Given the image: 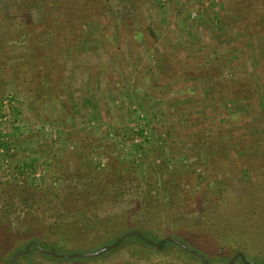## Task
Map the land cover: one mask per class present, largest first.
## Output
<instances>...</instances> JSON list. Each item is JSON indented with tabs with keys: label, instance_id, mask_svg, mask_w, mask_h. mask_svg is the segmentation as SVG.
Masks as SVG:
<instances>
[{
	"label": "rangeland",
	"instance_id": "obj_1",
	"mask_svg": "<svg viewBox=\"0 0 264 264\" xmlns=\"http://www.w3.org/2000/svg\"><path fill=\"white\" fill-rule=\"evenodd\" d=\"M132 1L135 39L133 32L113 27L114 45L104 50L97 22L84 26L79 55L84 53L87 61L92 52L104 55L84 72L87 93L77 92L79 110L66 99L73 97L71 88L63 99L62 85L38 91L11 58L23 56L37 39L50 40L48 31L38 27L45 23L42 11H30L37 27L30 28L33 40L26 47L0 46L7 50L0 51V146L12 150L0 157V213L10 241L38 229L53 243L55 234L69 232L76 223L82 229L78 235L88 237L70 239L71 249L88 252L84 246L92 240L98 244L93 237L102 233L90 221L105 224L111 218L125 219L123 235L140 230L181 241L204 215H216L212 207L219 196L243 195L245 188L264 183V150L253 149L254 142L264 143V0ZM4 3L0 38L4 32L15 35L24 18L17 0ZM138 31H143L142 39ZM159 62L164 74L174 76L152 86L150 81L160 78ZM241 85L247 101L232 96ZM252 101L259 112L246 105ZM177 221L184 226L168 233ZM211 246L210 254H199L211 264H226L213 261ZM166 251L161 258L177 257ZM106 253L99 262L37 256L17 264H157V253L135 240ZM180 262L195 264L184 258Z\"/></svg>",
	"mask_w": 264,
	"mask_h": 264
},
{
	"label": "trees",
	"instance_id": "obj_2",
	"mask_svg": "<svg viewBox=\"0 0 264 264\" xmlns=\"http://www.w3.org/2000/svg\"><path fill=\"white\" fill-rule=\"evenodd\" d=\"M6 1H9L11 4L16 0H0V4ZM17 1L19 8L23 11L24 15L22 21L23 26L20 24L17 26L18 32L16 31L15 35L9 36V34L4 32L2 38H0V46H5V43L9 42L6 47H11L12 45H14V43H17L16 47H18V49V44L20 43L21 46L23 45V47H26V42H29V40H33L30 37V28L32 30H35V27H37L33 26L34 23L30 19V11L31 9H39L40 11H42L45 16V23L43 22L42 26L38 27L44 28L46 31H48L47 37L50 40L37 39L38 42L34 47L31 46L30 48H25L26 51L23 56L17 53L18 55L16 54L11 58H13V61L17 62L15 63V67L19 69L18 71L20 72V75L25 77V80L30 81V83H34V85L32 84L33 88L36 87L38 91L40 90V88H54L62 85V87H65L64 91L61 90L60 94L61 98L63 99L65 98L66 93L69 91V88H71L73 97L69 100L66 95V99L69 101V103H73V109H75V111L77 109L79 110V106L77 105L78 102L76 100L81 95L84 96L87 93L84 85L87 74L84 72L86 71V68H89V65H92L94 63L96 64V62L100 61L104 55L101 54L99 50L94 54L92 52L90 54L91 60L89 59L88 61L84 59V53L82 55H79V53L82 51V48L80 49V44H82V41L86 39L84 35V26L89 22H97V25L99 29H101L102 33V35H99V37L101 38L102 46H104L103 49L105 50L106 47L114 45V39L112 37L113 27L116 28V30H118L119 28V30L125 29L129 32L134 31L131 23L133 19H136V4L132 0ZM10 22L11 21L8 19L4 20V23L9 24ZM255 28H258L257 24L253 27V29ZM144 30L146 32L148 31V29ZM134 33L135 32L130 34L132 39H135L136 37ZM12 36H14V38H10ZM141 37H143V31H138L137 38ZM56 38L57 40H59L60 44L59 42L57 43ZM32 42L33 41H31V43ZM0 51L4 54L7 50H4L3 47L0 48ZM107 52L108 51H106L105 54ZM81 56L82 59H80ZM79 63H81L82 65L81 69H79L80 72H78L77 75L75 73L74 77H72V74L74 73L71 72L74 68L75 70H78ZM157 64V69L159 71L158 77L160 78L151 81L150 79L144 78L145 82L150 81V84H152V86H159L160 84L162 85L163 81L165 83L167 82L166 79H172V76H174L172 73L164 74L163 68L162 66H160V62ZM170 67L171 66L169 65H165L166 71H171ZM55 71L59 72V76L56 75V81H52L51 79H53V74H55ZM49 74H51L52 76L50 75L51 78L47 79L46 77H49ZM162 76H166L164 77V80ZM77 92H80L81 95L77 94ZM245 92V87L241 85L237 89V92L235 91L234 95L232 96L235 100H240L241 96H245L246 99H244L247 101L250 99V97ZM100 97L102 96H96V103H99L98 98ZM246 105H248L252 110L255 109L256 112H259L258 105H256V103H254L253 101L248 102ZM238 122L241 123V120H239ZM137 134L140 136L142 134V131H139ZM261 141L258 140L254 142L253 149L264 150V143H261ZM24 166L25 165L22 164L20 167H18V170H23ZM34 174L35 172L33 173V175ZM218 199V201H214V205L212 207L213 210H215L216 215H214V217H207L206 215H204L205 218L203 217V221L201 222V224L197 227H194V233H192L191 235L185 233L183 235L184 239L181 238V241L187 245L193 246L197 252L200 251L205 255L210 254V250L208 248L209 246L213 245L214 254L216 256V259H213V261L216 262L224 261V263L227 264V262L231 258H229V256L236 255L237 261L234 262V264L237 262L238 264H244L239 256L242 255L239 252L243 251L245 253V255L243 253V256L246 259L245 264H264V260L262 261L258 258L264 257V183H262L259 188H245V194L243 195H223L221 197L219 196ZM124 220L125 219L123 218H121V220L111 218L108 219L105 224L99 223L101 221L97 220L90 221V227L93 226V224L98 223L102 228V233L93 237L98 238V244L94 240L89 241V243L84 246L85 250L89 249L90 251H95L100 247L106 245L120 246L125 241L135 240V242L138 245L142 246L144 249L149 250L150 248L157 253L158 257L157 259H155L157 264H184L180 262V259L183 258L189 261H193L195 264H202V262L194 255L181 250L172 242L164 241L163 238L157 239L159 235H155V233H153V235L152 233H147L139 230L134 231L135 233L130 234L123 240H120L123 235V232L121 233V231L127 227ZM172 224L174 226L170 224L167 229V232L172 234L174 232L176 233L177 230L179 232V227L181 228L184 226L180 221ZM79 227L80 226L75 223L73 228L68 227L69 232L64 233L63 231V234H61L59 231L58 234H55L56 240L53 243H50L49 241V234L47 235L45 233H39L38 229H33V234L31 233L28 236L25 235V237L19 239L18 242H14V239L10 241V239H12V236H10V234L8 233V227L5 222L4 215L0 213V264H7L13 254L18 251H24L25 253L21 255L14 264H17L21 259L37 256L56 262L66 260L65 258H54L52 256L43 255L35 246H29V242H37L44 249L51 250L57 255L81 254L83 253V251L75 250L74 248L71 249V242L69 243L70 239L76 236L77 238H83L85 236L88 237V234H85L83 236L81 234L78 235L79 231H82V229H80ZM57 229L61 230L62 226L58 227ZM147 230L150 231L151 229ZM153 230L154 229H152V231ZM69 235H72L73 237H70ZM166 250L173 251L174 255H176L177 257L172 261H168L167 257L166 259L161 258L164 257L162 255ZM104 256L105 253L97 257L85 259L73 258L71 260L99 262Z\"/></svg>",
	"mask_w": 264,
	"mask_h": 264
},
{
	"label": "water",
	"instance_id": "obj_3",
	"mask_svg": "<svg viewBox=\"0 0 264 264\" xmlns=\"http://www.w3.org/2000/svg\"><path fill=\"white\" fill-rule=\"evenodd\" d=\"M135 232H130L127 234H124L120 240H123L125 237L129 236L130 234H133ZM164 241H170L172 242L174 245H176L177 247H179L181 250L190 253L192 255H194L197 259H199L202 264H211L204 255L199 254V252H197L196 250L191 249L190 247H188L187 245H185L184 243H182L181 241L175 239V238H171V237H166L163 238ZM29 246H35L38 251L40 253H42L43 255H48V256H52L54 258H65L66 260H71L73 258H78V259H85V258H92V257H97L100 256L104 253H106L107 251H109L110 249H113L114 247H116V245L110 246V245H106L103 246L95 251H86L83 252L81 254H71V255H66V254H60L57 255L56 253H54L51 250H46L44 249L39 243L37 242H31L28 244ZM25 252L24 251H18L15 254H13V256L10 258V260L8 261L7 264H14L16 262V260L23 255ZM241 260L243 261V263H246V259L244 258L243 255H239ZM237 261V256L235 255L227 264H233L234 262Z\"/></svg>",
	"mask_w": 264,
	"mask_h": 264
},
{
	"label": "built area",
	"instance_id": "obj_4",
	"mask_svg": "<svg viewBox=\"0 0 264 264\" xmlns=\"http://www.w3.org/2000/svg\"><path fill=\"white\" fill-rule=\"evenodd\" d=\"M8 103H9V100H6L5 102H3V105H5L8 108V106H9ZM5 118L6 117H2L1 121L4 120ZM11 154H12V150L11 149H9L6 146H0V157L6 158L7 156H10ZM22 171L23 170L19 169V172H22ZM34 175L36 176V178H38L40 176V174H38V173H35Z\"/></svg>",
	"mask_w": 264,
	"mask_h": 264
}]
</instances>
